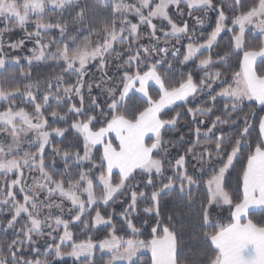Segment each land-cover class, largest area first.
<instances>
[{"label":"snow or ice","instance_id":"6c2138e0","mask_svg":"<svg viewBox=\"0 0 264 264\" xmlns=\"http://www.w3.org/2000/svg\"><path fill=\"white\" fill-rule=\"evenodd\" d=\"M66 258L264 264V0H0V264Z\"/></svg>","mask_w":264,"mask_h":264},{"label":"trees","instance_id":"16d2710c","mask_svg":"<svg viewBox=\"0 0 264 264\" xmlns=\"http://www.w3.org/2000/svg\"><path fill=\"white\" fill-rule=\"evenodd\" d=\"M31 27V26H30ZM210 30V29H209ZM19 35H23V33H19L15 38L18 39L19 38ZM227 42V38L225 37L224 40L222 41V43H226ZM28 46H31V43H28ZM247 111V109H245ZM234 177H235V174L233 173V176H232V182L234 184ZM228 213L225 212V216H227ZM77 234L78 236H80L81 238H87V236H85L83 233L79 232V230H77ZM67 260V264H72V260L71 259H66Z\"/></svg>","mask_w":264,"mask_h":264},{"label":"rangeland","instance_id":"374dc122","mask_svg":"<svg viewBox=\"0 0 264 264\" xmlns=\"http://www.w3.org/2000/svg\"><path fill=\"white\" fill-rule=\"evenodd\" d=\"M31 46H32V45H31ZM31 46H28V45H27V47H31ZM66 259H70V258H66Z\"/></svg>","mask_w":264,"mask_h":264}]
</instances>
